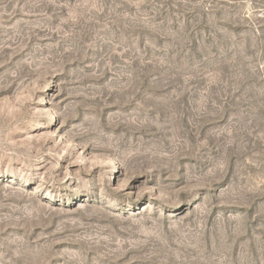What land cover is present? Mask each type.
Masks as SVG:
<instances>
[{
	"label": "rangeland",
	"instance_id": "374dc122",
	"mask_svg": "<svg viewBox=\"0 0 264 264\" xmlns=\"http://www.w3.org/2000/svg\"><path fill=\"white\" fill-rule=\"evenodd\" d=\"M0 264H264V0H0Z\"/></svg>",
	"mask_w": 264,
	"mask_h": 264
}]
</instances>
